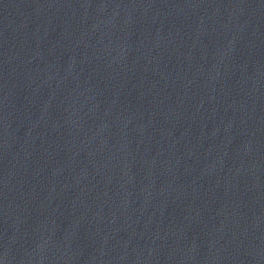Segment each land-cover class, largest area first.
Instances as JSON below:
<instances>
[{
    "label": "water",
    "instance_id": "water-1",
    "mask_svg": "<svg viewBox=\"0 0 264 264\" xmlns=\"http://www.w3.org/2000/svg\"><path fill=\"white\" fill-rule=\"evenodd\" d=\"M0 264H264V0H0Z\"/></svg>",
    "mask_w": 264,
    "mask_h": 264
}]
</instances>
